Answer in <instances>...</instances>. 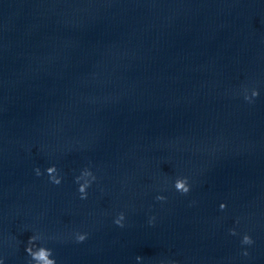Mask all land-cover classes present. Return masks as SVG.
Instances as JSON below:
<instances>
[{
    "label": "clouds",
    "instance_id": "clouds-1",
    "mask_svg": "<svg viewBox=\"0 0 264 264\" xmlns=\"http://www.w3.org/2000/svg\"><path fill=\"white\" fill-rule=\"evenodd\" d=\"M259 96V90L256 88H252L249 94V90H244V100L252 103L254 102L255 98ZM36 175L40 176L44 173L41 172L39 168L35 169ZM45 173L47 174L49 181L52 184L60 185L62 183L63 177L60 175L59 170L57 169L56 165H51L48 168L45 169ZM83 177H88L87 180H83ZM96 180V176L93 174L90 168H84L81 170L80 175L75 177V182L78 185V193L79 198L81 200H86L88 197V188L91 186L92 182ZM174 188L177 192L181 193L182 195H186L191 190V185L189 183V180L187 177H177L174 181ZM157 200L163 201L166 199V197L162 195H158L156 197ZM227 207L225 203H221L219 205V208L221 210H224ZM124 220H125V214L123 212L119 213L117 217L114 220V223L119 227H124ZM154 218L149 220V223H152ZM239 223V221H237ZM230 234L235 236L237 235V231L235 228L230 229ZM88 237V234L86 232L81 233L77 232L75 234V241L77 243L84 242ZM41 237L39 235H32L28 242L27 246L25 248V251L27 255L30 257V264H57V261L54 257L52 249L45 247L43 245H40L38 241H40ZM254 243L252 237L245 233L241 238V244L242 245H252ZM242 255L247 256L248 251L245 249L242 252ZM137 261H140L142 258L140 256L136 257ZM0 264H4L3 259L0 258Z\"/></svg>",
    "mask_w": 264,
    "mask_h": 264
}]
</instances>
